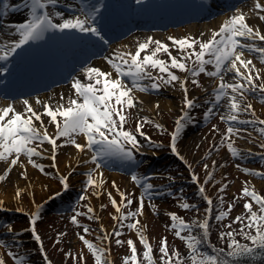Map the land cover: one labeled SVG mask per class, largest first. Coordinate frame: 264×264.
Wrapping results in <instances>:
<instances>
[{
	"label": "rangeland",
	"instance_id": "rangeland-1",
	"mask_svg": "<svg viewBox=\"0 0 264 264\" xmlns=\"http://www.w3.org/2000/svg\"><path fill=\"white\" fill-rule=\"evenodd\" d=\"M18 1L20 2V0H7L10 5L17 4ZM74 1L77 4V8H75L76 12L72 14L79 15L77 9L81 6L82 0ZM112 1L114 0H110V6ZM123 1V6L127 7L128 0ZM171 1L179 6V2L182 0ZM216 1L217 0H187V6L191 8V10H189L191 11V15H186L182 22H176L172 26H166L161 31H176L178 28H184L183 30L185 33L180 34L178 32L179 35L177 37H171L177 39L194 37L207 40L209 36L202 30L191 31L189 28L193 25L196 26L198 23L202 26L203 22H212L216 18L218 20V18L234 14L236 10L248 14L247 11L249 8L242 7L239 3L230 10V12L224 10L211 13L212 8H209L208 5L212 2V6L214 7ZM4 2L5 0H0V11L3 10ZM61 2L62 0H58V3L49 6L48 10L52 13L56 11L61 12ZM88 2H94V0H88ZM158 2L163 4V1L158 0ZM257 2L264 5V0H254L253 3L250 2L246 4V6H253L256 11L263 12L262 15H264V11L255 7ZM219 7V3L217 2V9H219ZM22 10H25V13L20 16L22 17L21 19L16 17V14L21 12H13L11 7L8 9L7 15L0 16V43L5 44L18 39L16 35L12 40L10 37L13 36L12 33L14 31L12 25L15 22L23 21L29 16L28 8L24 7ZM198 14L201 15L200 17H203V20L198 18ZM53 18L54 22H61L60 17L54 16ZM262 22H264V20H262ZM186 26L190 27L186 29ZM153 32L154 31L150 30L147 32H139L147 34V37L142 36L138 39L133 46L134 51L136 50L138 42H142L148 37H151ZM133 35L136 34H129L121 39L122 43L124 40L125 42L128 41ZM40 40L53 50V47L61 48L63 45L62 42L65 39L58 35V30L53 29L45 33ZM134 40H129V42L132 43ZM159 40L170 46L172 55H179L172 40L169 38ZM32 43L34 44L35 41H30L18 50L24 51L29 49ZM117 43V45H120L119 43L121 42ZM256 43L258 46L264 47V42L258 41ZM13 56L14 54L8 61L3 60L2 64H0V76H4L5 71L3 69H7L6 66L10 64L13 66L16 65ZM160 58L165 60L168 59L166 54L161 55ZM243 58L254 61L257 64V68L254 67L252 69V74L255 76L256 72L259 71L260 76L254 80V83L256 85L264 83V62L261 61L259 54L245 50ZM191 63V60H189V66H191ZM206 67L209 71L214 70L212 65ZM240 67L242 72H247L242 66ZM259 67H261L262 70L259 69ZM152 71L154 76L158 75L157 70ZM173 71L181 78L185 76L188 77V81L193 90V93L188 94V96L197 101V107L192 111L194 122L189 124L185 129L177 145L182 155L185 156L187 164L180 161L168 147L170 133L174 130V122L181 115V107L183 106L184 95H179V83H176L174 87L162 86L158 90L153 89L148 92L137 91L135 95L139 101L142 100L139 93H143L155 97L157 104H155L154 110L151 113H148V111L141 107V104H138L136 108L129 110L128 122L125 124V129L136 133L137 122L144 118H148L151 122L145 123L142 131L147 137L151 138L152 142L157 144L162 143L164 145L163 148L155 149L149 147L148 140L145 139V136L137 134V139L143 147L135 154V160L123 159L119 155L103 157L99 158L97 161V163H100L99 168H96V164L91 161V158L87 160L84 159L88 151H90L92 157L94 154L93 150L86 149L84 152H80L71 145L62 147L58 150L55 167L52 166L53 161L50 159V155L47 154V151L43 157H34L33 159L37 163L43 165V170L34 167L25 160V157L21 156V161H27L28 165L33 167L38 174L35 172L36 174L34 173L27 178L17 172L19 180H30V184L26 183L28 187L25 186L19 189H16L18 185V176L16 177L13 172L16 167H22V164H18L10 172H6L5 169L7 165L0 162V176H4V179L0 180V185L5 183L6 187L11 190L7 193L8 195L4 193V196H0V201L3 202V207H0V240L5 242L0 244V256H3L6 264H17L16 258L8 255L9 252H15L17 256H25L27 258V264H45V261L42 259L43 253L39 250L38 243L33 238H30V232L23 231L24 228L28 227L30 214L35 210L37 205L43 206L41 211L42 219L37 223V231L42 237L44 251L47 252V257L52 264H94L93 255L80 239L81 235H85L82 226H87L89 228V232L86 234L87 240L98 246L110 248V252L107 254L110 264H124L123 258L131 254L127 244V241L130 239L135 242L137 252L142 256L144 247L140 242L139 232L137 229H129L127 227V224L133 222L131 217H129L128 220L122 221L125 227L119 229V231L122 232L120 237L111 235L113 228L117 225V221L114 220L113 217L119 213H117L116 208L112 205L108 193H111L112 197L121 205L122 213L137 211L139 207V198L142 195L144 196L143 211L142 213H138L137 216L140 221L138 228L143 227L144 234L152 245L156 264H160L159 248L162 239L165 237L167 238L170 252L178 249L182 256L187 257L188 249L186 248V244L183 240L176 237L175 231L170 227L171 220L168 213L175 212L188 222L196 218H204L205 208L209 206L206 201L197 194V189L200 184L192 180L191 176L195 173L199 176L200 183H203L207 179V172L204 168L205 163L209 165L207 171L213 172V179L205 184L206 194L213 200V205L211 206L213 211L210 214V241L217 244L219 247L226 248L227 240H221L219 234L222 231H239L240 225L233 223V221L235 217L245 214L244 204L249 198L242 197L241 193L246 182L250 190L254 188L258 194L264 195V178L244 171V169H252L257 172L264 171V147H261V145L264 144V134H261L259 131L261 127H264V125L259 123V121L264 120V102L261 100L262 94L259 91L255 93H245V99L248 103L253 105L254 112L240 111L237 113V121L229 122L227 120H221L222 116H227L230 113L228 112V98L222 99L219 105H215L213 102V97L215 95L214 90L220 83L219 77H208L204 73L200 74L198 77H192L190 73H184L175 69ZM83 72L84 70L79 71L75 78L85 81V77L81 76ZM115 75L113 71V77H115ZM222 75L224 76V82L226 84L243 82L231 71L224 72ZM193 79L197 81V84L194 85L192 83ZM151 82L150 80L143 81L145 84H150ZM72 83L73 81L70 83L57 82L25 98L29 102H34L38 99V96L42 95L45 97L47 94L49 95L53 91H58L59 89L66 90L67 88H71L74 91ZM243 83H245V87H247L246 82ZM62 96L63 100H61ZM161 97H171L175 99L178 108H165L163 104L158 101V98ZM1 98L0 96V100ZM57 98L61 102L67 101L64 94L59 93ZM3 101L5 104L13 101L14 104L17 105L15 107L17 111L24 110L23 107L25 106L23 105V101L17 103L16 99L8 98L3 99ZM40 101L42 102L40 103L41 105L39 104L40 112H43L44 104H51L54 107V103L50 101L45 102L41 99ZM157 105H159V107H157ZM209 108H212V112L206 115ZM242 121L255 122L243 124L241 123ZM155 123L162 124L166 130L157 129ZM44 124L47 126L48 133L54 135L55 126L49 123V118L44 117ZM213 126H216L217 130H213ZM229 126L234 129H239V135L237 136L234 134L232 136L234 146L241 152L239 156H232L227 148V140H225L223 145L220 144V140ZM76 140L77 143L80 144L86 143V138L84 136H78ZM62 142L63 138L57 141L58 144ZM43 148L49 150L50 146L45 143ZM73 151L79 153L78 156L82 158L75 162H70L71 160H69V158H71L70 156ZM85 161H87V163H85ZM213 161L216 162L215 166H213ZM188 164H191L192 167L189 168ZM61 167H64L63 170L60 169ZM90 170L93 171V179L97 181L103 180L102 185H106V188L102 189V185L99 188L87 185V173ZM100 171H107L109 174L100 177ZM62 175L69 176L68 183L70 184V188L60 197L50 199L54 193L62 191V181L60 179ZM115 175L122 176L121 182L116 179ZM133 175L141 177L148 175L154 177L150 181L154 185V188L149 190L153 193L151 197L145 192L141 183L133 181ZM169 175L175 177V180L169 181L167 179ZM41 176L44 177V180H40ZM224 185H227V188L221 192L220 189L223 188ZM120 192L125 193L133 203L125 206L126 201H121ZM97 193H100V197ZM221 196L224 198L222 204L219 201V197ZM7 197H9L8 200ZM81 197H84V199H81ZM185 198L188 203L196 204L199 211L181 208L179 205L184 202ZM35 202H37V204L34 205ZM6 203L9 205H6ZM230 204L234 205L230 214L223 220L215 219L221 211H227ZM101 205L106 207L102 208ZM89 207L95 210L94 213H88ZM253 209L257 210L255 204L253 205ZM74 215L77 216L80 226L72 222V216ZM230 223L232 224V229L226 228L225 226ZM8 225H12L16 231L8 232L6 230ZM102 228L106 230L107 234L111 237L110 242L108 239H98V237L105 234ZM117 238L124 241V243L117 245L115 243ZM236 238L241 242H245L241 236H237Z\"/></svg>",
	"mask_w": 264,
	"mask_h": 264
},
{
	"label": "snow or ice",
	"instance_id": "snow-or-ice-1",
	"mask_svg": "<svg viewBox=\"0 0 264 264\" xmlns=\"http://www.w3.org/2000/svg\"><path fill=\"white\" fill-rule=\"evenodd\" d=\"M137 2L139 3L140 0ZM57 3L58 0H24L23 5H10L5 0L0 16L7 15L10 7L13 12L18 11L21 7L28 8L29 16L12 25L14 28L12 34L18 36V39L0 45V60L8 61L13 54L17 53L18 49L30 41L41 39L45 33L53 29L59 31L78 30L81 33L93 34L103 40L102 31L96 26V20L102 14L101 9L104 8L100 0H94V2L82 0L81 6L77 9L79 15L72 17H65L60 11L52 13L48 10L49 6ZM255 7L264 11V5L259 2L255 4ZM54 16L60 17L61 22H54ZM259 18L264 20V15H260ZM169 39L176 46L178 56L172 55L171 48L167 43L148 37L146 40L138 42L134 52L117 50L112 57H105L115 72V77H113L112 72L103 71L98 67H86L84 69L86 80L81 81L74 78L72 88L75 95L74 98L69 97L66 105L60 103L53 107L51 104H44V110L40 112L34 109L27 99H24L23 111H17L13 104L0 108V162L7 165L5 171L10 172L18 164H22L21 156L25 157L34 167L43 170V165L37 163L33 158L44 156L45 152L48 151L43 148L45 143L50 146V159L53 161V167L56 166L58 150L69 145L80 152H84L86 149L93 150L94 154L91 161L96 164V168L100 167V163H97L98 159L103 157L119 155L123 159L135 160V154L143 147L137 139V134L145 136L149 147L163 148L162 143L152 142L151 138L142 131L143 125L151 122L148 118L137 122L136 133L125 129V124L128 122L129 110L136 108L141 103L135 95L137 91L148 92L153 89L158 90L162 86L174 87L176 83L180 84L184 93V100L181 115L175 120L174 130L170 133L168 147L180 161L187 164L185 156L182 155L177 145L185 129L194 122L192 111L197 107V104L194 98L188 96V77L181 78L173 71L174 69L190 73L192 77H198L202 73L208 77H219L220 83L214 90L213 102L215 105H219L222 99L228 98V112L230 113L227 116H222L221 120L237 121V113L240 111L254 112L253 105L245 99L246 92L255 93L259 91L262 94L261 100L264 102V83L260 85L254 83V80L259 78L260 73L257 71L253 76L252 69L255 66L251 60L243 58L244 51L247 50L258 53L261 61L264 62V47L258 46L256 43L257 41L264 42V34L258 28L249 25L247 14L244 12L236 10L222 23L218 30L213 31L207 40L194 37L180 39L169 37ZM163 54L167 55V60L160 58ZM189 60L192 62L191 66L188 64ZM208 65H212L214 70H207L206 66ZM240 66L247 72H242ZM3 70L7 71V69ZM152 70H157L158 75L154 76ZM228 71L233 72L241 81L246 82L247 87L243 82L226 84L222 73ZM145 80L152 82L145 84L143 83ZM192 83L195 85L197 81L193 79ZM61 100H63V96ZM36 103L42 102L37 99ZM211 112L212 108H209L206 115L211 114ZM44 117L49 118V123L55 126L54 135L48 133L47 126L44 124ZM254 122L242 121L241 123ZM259 123L264 125V120L259 121ZM155 127L159 130H166L160 123H155ZM213 130H217L216 126H213ZM259 131L264 134V127H261ZM234 134L238 136L239 129L229 126L223 134L220 144L223 145L227 140V148L235 157L241 155V152L234 146L232 140ZM78 136H84L86 143H77L76 138ZM61 138H63V142L58 144L57 141ZM261 147H264V144ZM215 163L213 161V166ZM188 167L191 168L192 165L188 164ZM204 168L207 172V179L203 183H200V178L195 173L191 176L192 180L200 184L197 194L209 206L205 208L204 218H196L188 222L175 212L168 213L171 220L170 227L175 231L176 237L186 244L187 257L182 256L178 249L169 252L165 237L162 239L159 248L160 264H248V258L255 259L257 256L264 258V195L258 194L254 188L250 190L247 182L241 193L242 197L249 198L244 204L245 214L235 217L233 221V223L240 225L239 231L220 232V239L227 240L226 248H218L211 244L210 214L213 211L211 207L213 200L206 194L205 184L213 179V172L207 171L209 169L207 163L204 164ZM244 171L264 178V171L257 172L252 169H244ZM152 178L154 177L148 175L132 176L133 181L142 184L149 197L153 195L149 191L154 188L150 182ZM3 179L4 176H0V180ZM60 179L62 191L54 193L50 199H56L69 190V176L62 175ZM167 179L174 181L175 177L169 175ZM102 183V180L93 179V171L90 170L87 173L88 186L99 188ZM226 188L227 185H224L220 191L223 192ZM108 196L117 213H119L113 217L117 221V225L113 228L111 235L120 237L122 232L119 229L125 227L122 221L131 217L133 222L127 224V227L137 229L140 242L144 247L141 256L137 252L135 242L131 239L128 240L127 244L131 254L123 258L124 264H156L152 245L145 236L143 227L138 228L140 221L137 216L143 211L144 196L139 198L137 211L127 213L121 212V205L117 203L111 193H108ZM120 196L122 202L126 201L125 206L133 203L125 193L120 192ZM219 201L222 204L224 198L219 197ZM254 204L257 206V210L253 209ZM179 206L185 210L195 209L197 212L199 211L198 206L188 203L186 198ZM233 206L230 204L228 210L221 211L215 219L223 220L230 214ZM0 207H3L2 201H0ZM42 207V205L35 207V210L30 214L28 227L24 228L23 231L30 232V238L38 243L45 264H52L47 257V252L44 251L42 237L37 231V223L42 219ZM101 207L106 206L101 205ZM94 211L93 208H88V213H94ZM72 222L80 226L76 215L72 216ZM82 227L85 235H81L80 239L93 255L94 264H110L107 257L110 248L98 246L87 240L86 234L89 232V228L87 226ZM225 227L232 229V224L230 223ZM6 230L8 232L16 231L12 225H8ZM102 231L105 234L98 239H108L110 242L111 237L106 230L102 228ZM237 236L243 237L245 242L238 240ZM3 243L5 242L0 240V244ZM115 243L121 245L124 241L117 238ZM8 255L16 258L17 264H27L25 256H17L15 252H9ZM0 264H6L3 256H0Z\"/></svg>",
	"mask_w": 264,
	"mask_h": 264
},
{
	"label": "bare ground",
	"instance_id": "bare-ground-1",
	"mask_svg": "<svg viewBox=\"0 0 264 264\" xmlns=\"http://www.w3.org/2000/svg\"><path fill=\"white\" fill-rule=\"evenodd\" d=\"M63 2V4L66 6V8H65V11H61V13H63L64 14V16L65 17H72L73 16V14L72 13H75L76 12V10H75V8H77V6H76V2L74 1V0H62ZM244 7L245 8H249V10L247 11V22L249 23V25H251V26H253L254 28H258L260 31H261V33L262 34H264V22H262V20L259 18V16L260 15H262L263 14V12H258V11H256L255 10V8L253 7V6H245L244 5ZM223 10V9H222ZM226 10V9H225ZM253 11V12H252ZM148 11L147 10H141V11H139V13L140 14H145V13H147ZM25 13V10H22L21 11V13H17L16 14V17H18V18H22V17H20V16H22L23 14ZM106 13V11L105 10H103V12H102V14H105ZM151 15H154L156 12L155 11H151V12H149ZM259 13H261V14H259ZM231 15H233V14H229V15H227L226 17H223V18H218V20H217V18L216 19H214L212 22H203V24H202V26H200V23H198L196 26L195 25H193V26H186V29H190L191 31H198V30H202L204 33H206V35L207 36H211V34L213 33V31H216V30H218L219 28H220V26L222 25V23L226 20V19H228ZM203 20V19H202ZM139 22V20H134V22L133 23H138ZM103 24H101V23H99L98 24V27L101 29V30H103V26H102ZM141 25V24H140ZM150 28H151V30H153V29H157V28H160V26L158 25V24H155V23H151L150 24ZM184 28H178L176 31H165V32H155V33H153L152 34V38H154L155 40H159V39H165V38H169V37H171V36H174V37H177L178 35H179V33L181 34V33H185L184 32V30H183ZM72 32H73V35H74V37H76L77 38V43H80V44H83V43H94V40L96 39V36L95 35H93V34H90V33H81V32H79L78 30H72ZM179 32V33H178ZM142 36H145V37H147V34H144V33H137L136 35H134V36H132L129 40L130 41H132V40H134V38H135V40H134V42H129V40L128 41H124L123 43L121 42V43H119L120 45H117V44H115V45H113L111 48H107L106 49V53H105V56L102 58V59H100V60H97L96 62H93V66L94 67H98V68H100L101 70H103V71H109V72H112L113 73V70H112V68H111V66L107 63V61H106V59H105V57H112L114 54H115V52L117 51V50H120L121 52H123V51H133L134 52V44L138 41V39L140 38V37H142ZM16 36L15 35H13V36H11L10 37V39L12 40L13 38H15ZM132 39V40H131ZM258 42V41H257ZM36 43H37V46L40 48L39 50H38V53H42V50H44V48L41 46V40L39 41V40H36ZM0 45H4L3 43H0ZM73 46H75V48H77V47H79V45H77L76 43L75 44H72ZM37 47V48H38ZM67 48V47H66ZM68 49V48H67ZM55 52H57V50H55ZM62 53V52H61ZM26 55H28V53L26 54ZM30 55V57H32V61H31V64H35L34 63V54H32V53H30L29 54ZM64 55V54H63ZM14 57H17V55L16 54H14V56H13V59H14ZM24 58H26L27 59V56H24ZM27 61H30V58H28L27 59ZM0 62H1V60H0ZM48 63H49V61H48V59H46V58H42V56H39V65H37V66H40V67H44V68H47L48 67ZM252 63H253V65L257 68V64L254 62V61H252ZM259 69H261L262 70V68L261 67H259ZM36 70H37V73H40V71H39V69H37L36 68ZM34 71V70H33ZM81 76H83V77H85V79H86V76H85V73L83 72L82 73V75ZM1 85H0V87H2L3 89H2V91L4 92V93H7L8 92V88H6V89H4V84H6L5 82H2V83H0ZM188 89H189V92H188V94H192L193 93V90H192V87H191V84L188 82ZM3 92H0V95H2L3 94ZM2 93V94H1ZM64 94V96H65V98L68 100L69 99V97H73L74 98V91L71 89V88H67L66 90H61V89H59L58 91H53L52 93H50L49 95L47 94L45 97L44 96H42V95H40V96H38L37 98L40 100H44L45 102H52V103H54V107L57 105V104H60V103H63V104H66L67 103V101L66 102H61L57 97H58V94ZM179 95H181V96H183L184 95V93L182 92V90H181V87H180V93H179ZM139 96L141 97V107H143L146 111H148V113L150 112H152L153 110H154V106H155V104H157L156 103V101H155V97H153V96H151V95H145V94H143V93H139ZM178 96V95H177ZM190 97V96H189ZM191 98V97H190ZM50 99V100H49ZM158 101H160L161 102V104H163V106L165 107V108H178V105L176 104V102H175V99H173V98H171V97H161V98H158ZM18 102H22V99H19L18 100ZM197 102V101H196ZM32 105H33V108L34 109H36V110H38L39 111V109H40V106H39V104H37L36 103V101H34V102H30ZM7 105H9V103H6L5 104V102L3 101V99H1L0 100V108H2V107H6ZM41 105V104H40ZM17 105L15 104V107H16ZM53 106V105H52ZM163 107V108H164ZM24 108V107H23ZM182 108V107H181ZM39 126V125H38ZM47 154L48 155H50V149L47 151ZM78 154L79 153H76L75 151H73L72 152V155L70 156L71 158H69V160H71L70 162H75V161H77V160H79V159H81L82 157L81 156H78ZM86 157H84V159L85 160H87V159H90L91 158V153H90V151H88L87 153H86ZM25 160H27L26 158H25ZM25 160H23V163H22V167H16L15 168V171L13 172L14 173V175L17 177V183H18V185L16 186V189H19V188H21V187H28V185L27 184H30V180H28V181H25V180H19V175H17V172L18 173H20V175H23V176H26L27 178L28 177H30V176H32L35 172H36V170L33 168V167H31V166H29L28 165V162L27 161H25ZM63 168L64 167H61L60 169H62L63 170ZM61 170V171H62ZM103 172H104V174H103ZM103 172H99L100 174H101V176L100 177H104V176H107L109 173L107 172V171H103ZM25 173H26V175H25ZM37 173V172H36ZM35 173V174H36ZM38 174V173H37ZM99 174V175H100ZM115 177H116V179H118V181H120L121 182V179H122V176H119V175H115ZM40 180H44V177H40ZM103 181V180H102ZM27 183V184H26ZM107 186L106 185H102L101 186V188L102 189H104V188H106ZM9 191H11V190H9L7 187H6V185H5V183H3V184H1L0 185V196H4V193L5 194H7ZM8 195V194H7ZM6 196V195H5ZM99 197H100V195H99ZM9 199V197H7V200ZM97 200V199H96ZM9 203V202H8ZM93 203V202H92ZM35 204H37V202H35L34 203V205ZM6 205H9V204H7L6 203ZM11 205V204H10Z\"/></svg>",
	"mask_w": 264,
	"mask_h": 264
},
{
	"label": "trees",
	"instance_id": "trees-1",
	"mask_svg": "<svg viewBox=\"0 0 264 264\" xmlns=\"http://www.w3.org/2000/svg\"><path fill=\"white\" fill-rule=\"evenodd\" d=\"M211 244L215 245L218 248H222V247H219L217 244H214L212 242H211ZM248 264H264V258H262L260 256L255 257V259L248 258Z\"/></svg>",
	"mask_w": 264,
	"mask_h": 264
}]
</instances>
